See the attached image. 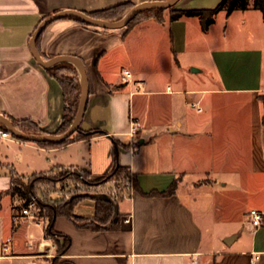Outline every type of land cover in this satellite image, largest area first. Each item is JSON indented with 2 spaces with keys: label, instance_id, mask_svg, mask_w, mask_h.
<instances>
[{
  "label": "crops",
  "instance_id": "crops-1",
  "mask_svg": "<svg viewBox=\"0 0 264 264\" xmlns=\"http://www.w3.org/2000/svg\"><path fill=\"white\" fill-rule=\"evenodd\" d=\"M145 1L156 0H0V113L55 133L63 122V89L33 56L34 30L62 10L90 13ZM221 1L180 0L174 7L213 9ZM164 17L163 23L149 18L131 29H104L71 17L46 26L37 43L44 59L75 55L84 61L90 94L81 128L100 132L59 146L28 141V147L48 154V167L30 161L27 174L71 165L84 166L94 176L107 175L117 165L130 171L133 197L113 199L119 219L97 229L57 216L55 230L70 238L65 257L74 264H264V222L255 229L249 216L251 209L264 216L262 12L222 10L206 30L195 16L171 21L166 10ZM193 19L198 24L190 40ZM200 42L208 65L192 61L190 67L203 74L204 82L183 87L180 55L197 50ZM155 49L170 58L154 59ZM125 70L132 73L128 82L122 78ZM182 101L192 109L179 110ZM196 102L201 111L192 106ZM132 115L142 122L135 137L129 134ZM17 175L22 173L14 163L0 159V264L20 259L52 264L56 248L46 227L36 242L18 241L31 217L20 213L22 199L11 194ZM219 185L231 187L240 201L224 221L230 227L222 240L207 234L200 219L206 217L204 192H219ZM95 199L82 198L75 214L95 216ZM86 200L90 211L82 213ZM126 214H132L131 223L123 221ZM29 238H36L33 232Z\"/></svg>",
  "mask_w": 264,
  "mask_h": 264
},
{
  "label": "rangeland",
  "instance_id": "rangeland-1",
  "mask_svg": "<svg viewBox=\"0 0 264 264\" xmlns=\"http://www.w3.org/2000/svg\"><path fill=\"white\" fill-rule=\"evenodd\" d=\"M122 11L123 9H119L117 14H120ZM138 21L139 19L133 23V26ZM149 24L153 23L151 22ZM196 24H198V20L193 19L192 23L189 25L190 40H194L196 37L194 29ZM201 44L202 42L199 43L200 47H198L197 50L189 49L188 52L180 55L184 69L181 73H179V77L182 78L180 83L183 85V87H187L188 85L202 86L204 82L203 74L192 73L193 68L190 67V63L192 61H197L203 65H208L206 60V52L201 47ZM162 57L170 58L169 52L160 51V53H156L155 49L154 59L158 60ZM182 96L185 97L186 95ZM178 109L185 111V109L189 110L192 109V107L182 101L179 103ZM12 139L13 141H3L0 144V159L4 162L14 163L18 171L22 173V175H17L14 178V183L16 186L18 185L20 188L26 190L31 188L32 184H35L34 192L31 197H35L38 201L37 204L40 205L42 214H47L48 207L61 208L65 205L70 207L69 204L74 205L75 202L82 198H104L110 199L113 202V199H117L119 201V198H114V195H112V190L114 186L123 190L125 182L129 179L127 174L114 177L94 176L87 170L86 167L75 165L61 167L41 173L34 172L27 174L30 173V170L27 168V164L30 161H35L36 164L41 161V164H43L45 167H48L46 165V156L48 154L42 152L39 153L37 150L28 147V145H25L30 143L28 141H22L14 136ZM54 189L61 190L60 194H53L52 190ZM217 189H219V192H214L213 189L204 192L203 198L206 200L204 206L206 210V217L200 219L203 225L206 227L207 234L213 236L215 233L219 236V239L222 240L223 233L230 227V224L224 221L232 216L234 211L240 206V201L238 200L239 198L235 197V192L232 193L231 187L223 188L221 185H219ZM120 207L121 209H125L127 207V202H120ZM80 211L82 213L89 212L90 201L86 200L81 206ZM73 214L75 219L81 222L90 221L94 218V216H80L75 214V208L73 210ZM37 220L40 222L39 226L37 225ZM37 220L31 218L28 223L22 224L17 237L18 241H21L23 245L28 242H36L40 237L43 236V228L45 229L47 220L45 217H39ZM29 232H33L36 238L30 239ZM49 237L51 244L56 248L53 257H51V263L54 257L57 259V263H71V260L66 258V254H63L61 251L63 248L62 245L64 244L62 233L54 230V232ZM220 240L218 241L220 242ZM12 262L14 264L30 263L28 259L14 260Z\"/></svg>",
  "mask_w": 264,
  "mask_h": 264
},
{
  "label": "trees",
  "instance_id": "trees-1",
  "mask_svg": "<svg viewBox=\"0 0 264 264\" xmlns=\"http://www.w3.org/2000/svg\"><path fill=\"white\" fill-rule=\"evenodd\" d=\"M134 4L129 3V2H124L120 3L114 6H110L101 10H95L92 11L88 14H90L93 17L96 18H101L105 20H110V21H115L121 19L127 11H129ZM250 8L258 9L262 12L263 18H264V0H222L219 5L213 9H178L175 8L174 6L168 9H159V8H151V9H146L141 11L139 14H137L126 26L127 29H131L133 26V23L139 19V22L149 19V18H154L157 22L163 23L165 21L164 17V12L166 10L169 11V18L171 21L180 19L182 17H198L200 19L202 28L204 30L208 29V27L214 23L215 21V16L219 11H226V13L229 15L235 10H248ZM119 9H123V11L120 14H117V11ZM149 13V14H146ZM141 17V18H140ZM78 22L87 25L83 21L71 17ZM136 23V24H137ZM135 24V25H136ZM39 40V38H38ZM38 43V41H37ZM47 70L56 77L58 82L60 83L62 89H63V96H64V101H65V109H64V116H63V122L62 125L59 127V129L55 133H64L72 124L76 113L78 111L79 103H80V98H81V82H80V74L75 66L74 63L69 62V61H62L59 63L54 64L51 67H48ZM14 125L27 133H34V134H41L45 133L44 130L39 128L35 123L31 122L28 119H16L11 117ZM100 131H84L81 126L79 130L75 133H73L70 137H68L66 140H64L61 143H54V142H42V145H64L66 143H69L71 141H74L79 138H86L92 136L94 133H97ZM22 140V139H21ZM127 174L128 177L131 176L130 171L121 165H117L114 167V169L108 173L107 175H104L106 177H114V176H121ZM40 176V174H39ZM14 178L13 177V185L11 188V194L13 196L18 195L21 197L22 200L27 203L33 192H34V185L32 184L31 188L29 189H22L18 185L14 183ZM15 184V186H14ZM135 185V181H134ZM176 186V183H174L171 188L168 190V193L173 192L174 188ZM81 200V199H80ZM79 200V201H80ZM75 202L74 205L69 204L70 207L67 205L61 207V208H54V207H48V212L47 214H42L41 213V207L39 206V211H38V216L40 218L45 217L47 220V225H46V233L50 236L54 230H55V220L57 216L59 215H66L69 218H71L74 221H78L75 219L73 210L77 203ZM95 216L92 220L90 221H82V225L85 226H90L93 228H101L103 225L108 224L114 218L119 219L121 216V213L116 210L115 208V203L110 200V199H95ZM63 237V245L61 251L63 254H66V251L70 245V238L62 234ZM52 264H62V263H57V259L55 257L52 259ZM69 264H74L73 262Z\"/></svg>",
  "mask_w": 264,
  "mask_h": 264
},
{
  "label": "water",
  "instance_id": "water-1",
  "mask_svg": "<svg viewBox=\"0 0 264 264\" xmlns=\"http://www.w3.org/2000/svg\"><path fill=\"white\" fill-rule=\"evenodd\" d=\"M179 1L180 0L145 1L134 5L129 11H127V13L121 19L115 21L96 18L84 11H80L76 9L62 10L46 16L40 22L37 28L34 30L30 39V48L37 62L44 68L51 67L54 64L62 61H69L75 64V66L79 71L80 82H81V98L76 116L70 127L64 133H51V132L41 133V134L27 133L18 129L14 125L12 119L3 113H0V122L6 125L7 128L12 132V134L15 135L17 138L25 141L36 142V143H41V142L61 143L64 140H66L68 137H70L73 133L77 132L81 126L84 114L86 112L89 94H90L87 68L84 61L80 57L75 55H57L47 60L42 57L38 48L37 41L49 23L61 18L75 17L83 21L87 25L100 27L104 29H120L126 27L128 23L143 10L151 9V8L168 9L176 5Z\"/></svg>",
  "mask_w": 264,
  "mask_h": 264
},
{
  "label": "built area",
  "instance_id": "built-area-1",
  "mask_svg": "<svg viewBox=\"0 0 264 264\" xmlns=\"http://www.w3.org/2000/svg\"><path fill=\"white\" fill-rule=\"evenodd\" d=\"M132 76V73L129 70H125L123 72V80L125 82L130 81V78ZM193 107L197 108V110L201 111L202 106L200 105L199 102L193 103ZM142 128V122L139 118L136 116H131L129 120V134L131 137H135L139 131ZM13 136L16 137L15 135L12 134V132L7 128L6 125L0 122V144L3 141H13ZM19 139V138H18ZM21 140V139H20ZM135 190H134V179L131 175V178L125 182L123 186V190L121 188H117L114 186L112 190V195H114V198H129L131 199L133 197ZM96 193V192H95ZM38 201L36 200L35 197H31L30 200L25 203L24 200H22V203L18 206L20 208V213L26 216H29L33 219H38V211H39V206H38ZM250 223L253 228L257 229L262 226L264 222V216L263 214L257 210V209H251L250 213ZM123 221L125 223H131L132 222V214H126L123 218ZM39 221L37 220V225H39Z\"/></svg>",
  "mask_w": 264,
  "mask_h": 264
}]
</instances>
